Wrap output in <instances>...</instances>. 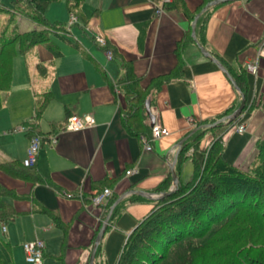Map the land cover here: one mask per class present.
I'll use <instances>...</instances> for the list:
<instances>
[{
	"label": "crops",
	"instance_id": "crops-1",
	"mask_svg": "<svg viewBox=\"0 0 264 264\" xmlns=\"http://www.w3.org/2000/svg\"><path fill=\"white\" fill-rule=\"evenodd\" d=\"M171 1L85 0L81 13L87 20L86 28L74 22L71 25L76 24L94 45L77 39L78 46H70L63 53L54 41L62 51L54 56L47 46L37 44L33 59L37 71L32 73L27 64V80L14 84L11 102L16 124L13 126L8 122L9 117L0 115V163L24 160L31 136L23 122L34 116L37 95L48 92L51 99L38 122L39 129L48 133L34 166L46 182L33 185L0 171L3 183L25 194L24 199L11 198L18 214L9 223L0 224L8 235L30 237L33 226L35 238L41 230L48 233L43 236L58 237V252L51 250L55 254L47 253L45 243L44 264L89 261L92 238L108 209L107 203L94 205L91 194L104 186H110L118 196L130 189L156 193L155 189L171 174L168 163L175 158L177 143L197 123L229 114L241 102L239 91L224 71L200 51L193 39L187 38L192 21L181 5L193 12L202 5V0H177L169 5ZM205 12L204 37L200 42L210 53L218 54L227 69L245 72L247 97L237 121L225 128L203 131L197 148L191 147L188 154L205 155L215 137L221 134L225 159L246 170L258 153V141L264 139V57L258 59L256 74L247 69V64L259 56V44L264 36V0H229ZM68 31L74 35L72 30ZM96 35L104 37L119 51L143 86L172 69L176 72L178 59L183 61L181 73L174 74L173 79L151 93L155 124L167 128L169 134L152 141L150 150L142 138L130 134L123 124V96L117 81L125 70L121 59L109 58L108 52L95 42ZM179 44L182 47L178 55ZM40 66L49 72L43 73ZM8 97L9 93L5 101ZM85 113L94 116V126L78 131L64 129L71 114ZM242 123L246 127L239 132L237 127ZM52 137L56 141L52 142ZM188 162L193 168L191 156L179 168L175 163L183 182L189 180L183 177ZM132 168L136 173L127 175L126 170ZM172 185L173 180L169 188ZM67 192L73 196H65ZM155 204L154 198L135 193L120 202L101 239L98 264H117L127 238ZM35 205L57 213L67 222L66 233L54 225L47 212L34 210ZM14 223L16 226L10 232L8 226ZM64 234L67 248L59 258Z\"/></svg>",
	"mask_w": 264,
	"mask_h": 264
},
{
	"label": "trees",
	"instance_id": "trees-1",
	"mask_svg": "<svg viewBox=\"0 0 264 264\" xmlns=\"http://www.w3.org/2000/svg\"><path fill=\"white\" fill-rule=\"evenodd\" d=\"M17 1H23L27 4L28 8H30L28 13H26L27 16L39 26L27 31H18L14 28L10 33L4 28L0 32V82L7 81V88L0 87V93L11 87L12 59L16 53L15 47L17 45L22 53H26L34 45L44 44L54 56L62 54L59 46L51 40L49 33L52 32L51 29H54L55 31L58 30L55 33L59 34L60 28L65 26L52 23L47 18L46 10L51 3L64 1L70 15L76 18L74 23L79 24L83 29L87 26V20L81 13V7L85 0ZM209 1L211 0H202L201 6H204ZM173 2L176 3L178 1L173 0ZM173 2L171 1L169 5ZM181 6L190 21L194 19L195 14L201 9L200 6L195 11L190 12L184 5ZM16 9H14V12L17 11ZM205 15L206 12L201 14L196 25L199 41L204 37L202 21ZM189 31L191 33V27ZM190 33H188L187 38L192 40ZM60 35L64 37V34L60 33ZM94 39L98 44L99 42L95 36ZM100 46L103 51L111 52L112 58L121 59V65L125 70L124 74L118 79L117 86L123 96L121 116L126 130L139 138L150 139L152 126L145 109V103L150 99L151 93L173 79L174 74L181 73L183 61L181 58L178 59L175 66L176 72H173L174 69H172L169 73L154 77L147 85L143 86L140 84V78L133 72L129 62L121 56L110 42L106 40L105 45ZM181 47L182 44L177 47L178 55ZM213 55L223 62V59L218 54L214 53ZM44 67L42 66L41 68ZM229 72L239 87L240 96L243 94L246 98L247 83L245 72L241 71L238 73L232 69ZM50 99L51 95L48 92L37 95L34 105V116L23 122V126L27 127L30 136L40 135L44 139L45 134L48 133H43L39 129L38 122ZM4 101L3 98H0V108L3 106ZM238 104L237 107L239 106ZM237 107L232 110L234 111ZM232 110L229 112H233ZM226 114L228 113L203 123H197V126L214 122ZM239 117L232 121L221 122L210 129L225 128L227 125L237 121ZM206 129L208 128L197 130L183 143L178 153L177 168L180 167L186 158L191 156L193 176L184 182L179 179V188L171 195L155 199L156 204L153 210L127 238L117 264H213L207 260L209 257L217 255V252L210 253L213 254L210 255L207 249H210L213 243H217L216 241L224 242L229 249L238 247L240 244L248 245V250L264 246V139L258 141V153L248 166V169L245 170L229 163L225 159V147L221 134L215 137L205 155L196 157L194 153L188 154L191 147L195 146L197 148L198 139ZM34 166H26L21 160H10L0 163V171L10 177L33 185L45 183L46 180ZM171 181L172 176L170 174L167 181L160 184L155 189V192L167 191ZM104 188L111 187L104 186L100 190L93 192L90 201L92 202V197ZM117 197L118 195L113 193L107 200L108 209ZM136 197L140 196L136 195ZM11 198L13 200L24 199L25 194L18 192L16 188L8 186L0 180V223L2 224L9 223L18 214L15 206L10 201ZM119 205L120 203L114 208L110 221L116 215L115 212ZM108 209L106 212H108ZM34 210L47 212L52 218L54 225L66 233L69 224L62 221L57 213L36 205ZM99 228L92 238V243H94ZM214 233L219 236L211 239L210 237ZM65 237L66 234H64L62 241L61 253L57 255L59 258H62L67 248ZM99 250L100 245L96 252L95 264H98ZM235 253L233 256L235 259L231 264H250L249 260L251 259H249V256H246V254L242 255V251ZM0 264H15L12 244L5 237H0ZM85 264H89V261L87 260Z\"/></svg>",
	"mask_w": 264,
	"mask_h": 264
},
{
	"label": "rangeland",
	"instance_id": "rangeland-1",
	"mask_svg": "<svg viewBox=\"0 0 264 264\" xmlns=\"http://www.w3.org/2000/svg\"><path fill=\"white\" fill-rule=\"evenodd\" d=\"M17 8L14 12V9ZM48 9L46 10V16L52 23H58L60 26H66L64 28H60V33L64 34V37H62L59 34H56L54 29H51L52 32L49 33L50 38L52 41H55L59 44L60 48L63 50V53L66 49H69L70 46L74 47L75 44H79V39L82 43L84 41H87L91 45H94L92 39L90 40L89 36L83 35L82 30L75 25H71L72 17L69 14L67 10L66 3L64 1H57L50 4ZM28 6L25 2L17 1V0H0V32L3 31L4 28L8 30V33L12 29H17L18 31H27L31 30L37 25V23L31 19L29 16H27L26 13H28ZM27 11V12H26ZM69 30H72L74 33H69ZM77 33V34H76ZM66 34V35H65ZM1 40V39H0ZM15 54L13 55L12 59V87L11 89L3 90L0 93V98L6 99L8 93L9 97L6 101H4L5 105L0 108V115H4L5 118L9 117L8 122H11V124L14 126L16 124L14 115H13V104H12V97L14 95V90L16 82L18 81H26L28 77V71H27V64H29V68H31L32 73H34L36 70H34L33 63H34V57L38 50V45L32 46L26 53L20 52L18 45L15 47ZM74 49V48H73ZM12 50V49H11ZM6 55V54H5ZM7 57V56H6ZM5 57V58H6ZM48 73V68H43V73ZM0 87L6 89L7 88V81L0 82ZM25 90V89H23ZM7 122V123H8ZM0 123V127H1ZM3 132V130H2ZM3 144V143H1ZM193 175V168L190 162L184 166V172L183 177L190 179ZM26 219H24L25 221ZM30 220V219H29ZM23 221V222H24ZM31 221V220H30ZM15 223L12 226H8V230L12 232L13 228L15 227ZM29 227V225H28ZM44 230L40 231L39 239H44L46 243V251L49 254H55V252H58L60 248V239L58 237H53L49 235L48 237L43 236L45 233ZM31 235L30 237H23L22 235H18L17 233H11V235L4 234L2 231V225L0 224V237L9 238L12 244V252L14 257L15 264H31L26 260L25 251L23 250V243L26 241H31L35 239V234L33 232V226L31 229ZM219 235L213 234L211 239L218 237ZM45 237V238H43ZM211 242V241H209ZM217 243H213V245L210 247V249H207L210 253L217 252V255H213V257H209L207 261L213 263V264H231L233 263L235 257L234 253L238 251H242V255L249 256V262L250 264L256 263V264H264V246H261L257 249L248 250V245L240 244L238 247H233L229 249L224 242L216 241ZM241 247V248H240ZM51 250H57V251H51ZM238 250V251H237ZM237 254V253H235ZM263 262H262V260ZM252 261V262H251ZM49 263V262H48Z\"/></svg>",
	"mask_w": 264,
	"mask_h": 264
},
{
	"label": "built area",
	"instance_id": "built-area-1",
	"mask_svg": "<svg viewBox=\"0 0 264 264\" xmlns=\"http://www.w3.org/2000/svg\"><path fill=\"white\" fill-rule=\"evenodd\" d=\"M157 11L160 12V8H157ZM76 20L75 17L72 16L71 23ZM97 41L100 45H105L106 39L101 35L96 36ZM108 57H111V52H108ZM260 56L264 57V36L259 44V56L254 62L247 64V69L252 74H256L258 68V59ZM95 125V118L93 115L85 113V114H71L66 121L65 130L68 131H78L81 129H85L88 127H92ZM245 124H239L237 130L239 132H243L245 130ZM169 134V130L165 127H162L158 124H154L151 129L150 139L143 138L146 149L150 150L152 148L151 142ZM56 141L55 137H52V142ZM43 139L40 135H34L30 138V143L27 148V155L23 160V164L26 166H33L36 164L38 159V154L40 148L42 146ZM136 173L135 169H127L126 174L132 175ZM113 195V190L111 188H104L102 191L98 192L92 197V203L96 206H101L107 202V200ZM65 196L71 197L72 193H65ZM23 248L25 251L26 260L31 264H44V249L45 242L43 239L35 238L31 241H26L23 243Z\"/></svg>",
	"mask_w": 264,
	"mask_h": 264
},
{
	"label": "water",
	"instance_id": "water-1",
	"mask_svg": "<svg viewBox=\"0 0 264 264\" xmlns=\"http://www.w3.org/2000/svg\"><path fill=\"white\" fill-rule=\"evenodd\" d=\"M225 1H229V0H211L209 2H207L201 9L199 12H197L194 16V19L191 22V37L194 41V43L197 45V47L200 49V51L206 56L208 57L211 61H213L214 63H216L223 71L224 73L227 75V77L230 79V81L233 83L234 87L239 90V87L235 81V79L233 78V76L231 75V73L229 72V70L226 68V66L217 58L215 57L212 53H210L202 44L201 42L198 40L197 37V33H196V25L198 22L199 17L201 16V14L203 12H205L209 7L219 4L221 2H225ZM246 104V98L243 94H241V102L239 104V106L231 113L217 119L214 122L211 123H204V124H200L198 126H196L194 129H192L187 135H185L178 143H177V153L175 155V158L172 162L168 163L169 166V170L171 172L172 175V180H173V185L167 190V191H163L160 193H148L142 190H135V189H130L127 190L123 193H121L116 199L115 201L110 205L108 212L106 213L103 222L97 232L96 238L94 240V243L91 247L90 250V254H89V264H95V256H96V252L97 249L100 245L101 239L106 231V228L109 224L112 212L114 210V208L129 194H139L141 196H146V197H151L154 199H160V198H164L166 196L171 195L174 191H176L179 188V177L178 174L175 170V163L177 161V155L183 145V143L192 135L194 134L197 130L201 129V128H212L215 127L217 124L221 123V122H228V121H232L235 118H237L243 111L244 107ZM145 109L147 114L149 115L150 118V124L151 126H153L155 124V117L152 114L151 111V105H150V99H148L145 103Z\"/></svg>",
	"mask_w": 264,
	"mask_h": 264
}]
</instances>
